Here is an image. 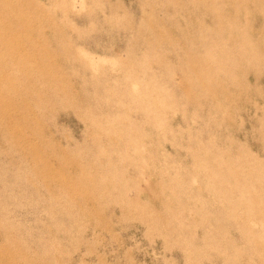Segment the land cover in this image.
<instances>
[{
  "label": "rangeland",
  "instance_id": "rangeland-1",
  "mask_svg": "<svg viewBox=\"0 0 264 264\" xmlns=\"http://www.w3.org/2000/svg\"><path fill=\"white\" fill-rule=\"evenodd\" d=\"M0 264H264V0H0Z\"/></svg>",
  "mask_w": 264,
  "mask_h": 264
}]
</instances>
